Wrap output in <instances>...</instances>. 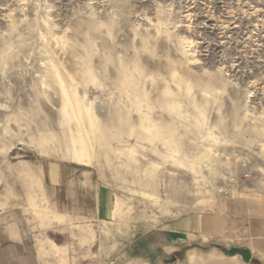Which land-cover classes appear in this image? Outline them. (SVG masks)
<instances>
[{"label": "rangeland", "instance_id": "rangeland-1", "mask_svg": "<svg viewBox=\"0 0 264 264\" xmlns=\"http://www.w3.org/2000/svg\"><path fill=\"white\" fill-rule=\"evenodd\" d=\"M72 177L111 208L66 242ZM6 213L59 226V264H124L193 213L264 260V0H0Z\"/></svg>", "mask_w": 264, "mask_h": 264}, {"label": "crops", "instance_id": "crops-1", "mask_svg": "<svg viewBox=\"0 0 264 264\" xmlns=\"http://www.w3.org/2000/svg\"><path fill=\"white\" fill-rule=\"evenodd\" d=\"M58 172V168H57ZM58 174V173H56ZM57 189L59 175L57 178ZM66 183L68 202L53 203L63 209L67 222L62 229L66 234L58 236L59 226L43 230L27 225L25 217L12 216L6 213L0 222V264H59V257L52 245L59 247L56 239L69 241L70 225L76 219L96 220L109 219L111 203L100 194L98 189L94 203L91 202L88 183L78 182L74 177ZM226 216V215H225ZM226 217L213 214H187L163 223L160 227L149 230L131 241L125 253L126 264H264V260L256 257L251 250L252 260L245 262L240 255L228 256L220 242L222 224H227ZM73 232V231H72ZM71 236V232H70ZM50 241L49 249H43L42 239ZM243 247V246H242ZM69 257V253L67 254ZM62 259V258H61ZM124 263V264H125Z\"/></svg>", "mask_w": 264, "mask_h": 264}, {"label": "water", "instance_id": "water-1", "mask_svg": "<svg viewBox=\"0 0 264 264\" xmlns=\"http://www.w3.org/2000/svg\"><path fill=\"white\" fill-rule=\"evenodd\" d=\"M224 253L228 256L240 255L245 262L252 260V252L250 249L240 246H234L231 248H224Z\"/></svg>", "mask_w": 264, "mask_h": 264}]
</instances>
